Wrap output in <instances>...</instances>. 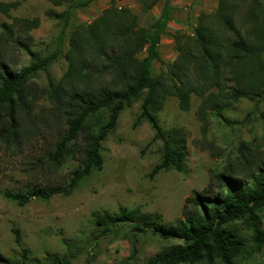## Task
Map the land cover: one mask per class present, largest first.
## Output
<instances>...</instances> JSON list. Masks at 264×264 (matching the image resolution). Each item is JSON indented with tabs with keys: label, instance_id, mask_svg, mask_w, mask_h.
<instances>
[{
	"label": "trees",
	"instance_id": "obj_1",
	"mask_svg": "<svg viewBox=\"0 0 264 264\" xmlns=\"http://www.w3.org/2000/svg\"><path fill=\"white\" fill-rule=\"evenodd\" d=\"M48 1L61 7L70 0ZM74 1L62 14L54 9L46 12L63 23L57 50L46 57L31 48L34 38L30 33L40 27L41 20L13 18L11 11L21 6L20 1L0 3V12L13 20L11 25L3 23V29L13 37L17 28V44L31 56L30 65L18 73L0 65V150L21 148L45 125L42 119L55 118L63 121L66 131L46 156L49 167L58 168L77 155L80 161L65 187L4 191V197L20 207L34 200L70 196L85 177L101 172L102 143L116 130L121 113L138 101H142L141 113L135 124L148 122L154 132L151 142L162 143L161 162L150 178L162 171L188 172L185 128L164 130L157 118L168 98H175L183 112L191 111L194 98L199 99L196 116L204 134L213 116L230 124L225 116L228 110L244 100L264 102V0H218L214 11L199 15L190 33L174 35L176 57L171 62L163 59L162 45L177 12L174 0H165L159 17L147 25L132 9L118 8L112 0V6L92 23L77 26L66 43L65 31L73 12L96 0ZM137 2L144 14H150L161 0ZM143 53L145 57L140 58ZM59 57L68 68L58 83L50 81L42 91L51 108L40 115L36 112L38 93L30 80L47 72ZM162 67L165 71L154 73ZM104 113L106 119H102ZM260 118L264 122V110ZM260 140L264 141V135ZM208 144L214 149L213 143ZM208 144L199 143L204 148ZM261 150L260 144L242 142L239 161L227 165L222 173H211L210 184L186 199L175 223L166 224L160 214L120 207L117 214L93 215L94 239L129 226L138 234L180 242L165 247L147 264H240L264 249ZM239 222L246 231L239 228ZM13 234L22 262L0 257V264H25L30 258L21 229L14 227ZM64 244L66 253L48 256L44 264H71L78 257L80 251H74L67 239Z\"/></svg>",
	"mask_w": 264,
	"mask_h": 264
},
{
	"label": "rangeland",
	"instance_id": "obj_2",
	"mask_svg": "<svg viewBox=\"0 0 264 264\" xmlns=\"http://www.w3.org/2000/svg\"><path fill=\"white\" fill-rule=\"evenodd\" d=\"M12 1L22 2L17 10L11 11L13 18L41 20L40 27L30 33L34 38L31 44L33 52L46 57L56 51L63 23L48 17L46 12L54 9L62 14L75 1L70 0L61 7H54L48 0H0V3ZM164 2L161 0L150 14L142 12L137 0H115V6L132 9L139 15L141 23L147 25L152 18L159 17ZM112 3V0H96L85 9L74 11L65 31V42H68L77 26L89 25ZM3 23L11 25L13 20L0 12V36L3 35L0 41V65L18 73L30 65L31 56L17 44L20 37L17 28L11 37L3 29ZM162 54L167 62L176 57L170 47L164 48ZM145 55L141 54L140 58ZM67 68L66 60L59 57L47 72H40L31 78L34 93H38L36 112L40 115L51 108L42 91L47 89L50 81L58 83ZM162 71H165L164 67L157 68L154 73ZM199 103L200 100L194 98L192 110L183 112L178 101L170 97L157 116L164 130L185 128L189 154L187 173L162 171L150 178L152 170L161 162L162 143L151 142L154 132L148 122L135 124L141 113L142 101L121 113L116 130L102 143L103 170L85 177L70 196L57 195L50 200H34L23 207L4 197L6 190L18 192L69 184L72 173L80 165L78 155L58 168L49 167L46 160L47 154L53 151L66 131L62 120L42 119L45 125L39 126L29 143L21 148H1L0 257L22 262L20 248L15 243L14 227L21 229L25 246L30 251V258L25 264H44L48 256L65 254L67 246L64 239L71 243L74 251H80L71 264H147L165 247L180 244L179 241H165L150 233H135L129 226H120L119 231L109 237L95 240L97 226L93 215L117 214L120 207H126L144 214H160L166 224L175 223L182 216L186 199L210 184L211 173H222L227 165L239 161L238 148L242 142L260 144L264 157V141L260 140L264 135V122L260 118L264 102L244 100L228 110L225 116L230 124L213 116L207 134L203 133L196 116ZM107 117V113L102 114V119ZM201 142L213 143L214 149L209 144L204 148L199 145ZM238 226L246 231L244 224L239 222ZM240 264H264V249Z\"/></svg>",
	"mask_w": 264,
	"mask_h": 264
},
{
	"label": "crops",
	"instance_id": "obj_3",
	"mask_svg": "<svg viewBox=\"0 0 264 264\" xmlns=\"http://www.w3.org/2000/svg\"><path fill=\"white\" fill-rule=\"evenodd\" d=\"M173 6L177 12L168 27V35L163 37L162 46L163 50L170 47L174 52V35L179 32L190 33L199 15L214 11L218 6V0H178Z\"/></svg>",
	"mask_w": 264,
	"mask_h": 264
}]
</instances>
